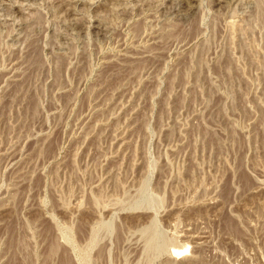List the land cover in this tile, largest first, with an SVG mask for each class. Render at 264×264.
Here are the masks:
<instances>
[{
    "label": "rangeland",
    "instance_id": "rangeland-1",
    "mask_svg": "<svg viewBox=\"0 0 264 264\" xmlns=\"http://www.w3.org/2000/svg\"><path fill=\"white\" fill-rule=\"evenodd\" d=\"M263 18L0 0V264H264Z\"/></svg>",
    "mask_w": 264,
    "mask_h": 264
},
{
    "label": "bare ground",
    "instance_id": "bare-ground-1",
    "mask_svg": "<svg viewBox=\"0 0 264 264\" xmlns=\"http://www.w3.org/2000/svg\"><path fill=\"white\" fill-rule=\"evenodd\" d=\"M14 231H16V230H14L13 226L11 225L8 228V232L12 235V233H14ZM45 232H46V240H47V242H46L47 243V254H46L45 260L46 261H49V260H51V257L58 256V258H57L58 264H74L73 260L70 258V256H68L67 252L65 250H62L61 249V245H59V244L56 243L57 241L54 240V238L52 237L53 236V235H51L52 234L51 233L52 231H50V228L49 227H46ZM186 251L187 250L178 251V250L173 249L170 254H171V256L173 258H180L179 255L185 253Z\"/></svg>",
    "mask_w": 264,
    "mask_h": 264
}]
</instances>
